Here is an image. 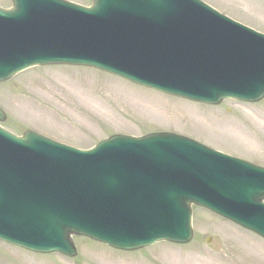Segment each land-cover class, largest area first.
<instances>
[{
	"label": "water",
	"instance_id": "1",
	"mask_svg": "<svg viewBox=\"0 0 264 264\" xmlns=\"http://www.w3.org/2000/svg\"><path fill=\"white\" fill-rule=\"evenodd\" d=\"M25 1L0 8V81L32 65L57 63L94 67L208 103L264 97V35L199 0H185L186 6L93 0L89 8L52 0L80 8L73 10L78 19L60 15L50 26L43 14L47 23L33 19L35 27L16 21L27 11ZM202 147L153 133L115 135L81 153L32 131L15 136L0 127V239L70 256L72 233L122 250L159 240L185 243L191 203L264 237V168Z\"/></svg>",
	"mask_w": 264,
	"mask_h": 264
},
{
	"label": "rangeland",
	"instance_id": "2",
	"mask_svg": "<svg viewBox=\"0 0 264 264\" xmlns=\"http://www.w3.org/2000/svg\"><path fill=\"white\" fill-rule=\"evenodd\" d=\"M83 5L91 0H72ZM221 13L231 16L264 32V2L262 0H205ZM9 8L10 0H0ZM7 97L8 101L4 99ZM154 101L166 106L172 117L168 123H156L145 112L138 113L130 101ZM146 99V100H145ZM8 104L29 109L26 118L10 111ZM0 108L3 125L15 134L25 130L47 136L80 149H88L111 135L140 137L155 132H171L191 137L224 153L264 165V98L257 102L224 99L217 104H197L182 98L164 95L138 87L105 72L65 64L36 65L0 83ZM198 109V118L229 121L219 129L187 126L185 112ZM162 110V108H160ZM262 112L258 119L256 114ZM182 117V118H179ZM179 118L174 121V119ZM238 121H236L235 120ZM248 119V120H247ZM256 119V120H255ZM164 121V120H162ZM189 121V120H188ZM173 122V123H172ZM226 123V122H225ZM228 130L240 136H229ZM192 235L185 244L159 242L148 248L126 252L88 236H72L74 256L60 253L38 254L0 241V264H197L191 255L204 264H264V240L231 222L192 205ZM225 224L224 233L205 230L204 223ZM250 247L249 252L243 246ZM190 255V257L183 256ZM188 260H190L188 262Z\"/></svg>",
	"mask_w": 264,
	"mask_h": 264
},
{
	"label": "bare ground",
	"instance_id": "3",
	"mask_svg": "<svg viewBox=\"0 0 264 264\" xmlns=\"http://www.w3.org/2000/svg\"><path fill=\"white\" fill-rule=\"evenodd\" d=\"M4 99L7 100L8 98L4 96ZM136 99L137 100L130 101V102L136 108L135 110L138 113L144 114L145 112H147V114L149 116H152L150 118L153 119V121L156 122V123L163 124V123L171 122V121L166 120V118L172 117V113H170L169 109H166L165 105H162V104H159V103H155L154 101H152V102L151 101H147L146 99H145L146 101H141L138 98H136ZM8 108L10 109V111H13V109L15 108L14 109V114L17 115L18 117H21V118H26V117H28L31 114V113H29V111H30L29 109H31V108H26V109L20 110L19 107L16 108L15 104L14 105L8 104ZM160 108H162V110H160ZM197 110L198 109H192V110H189V111L184 113V115L187 116V118L189 120V121L187 120V126H189V127L191 126V127H194V128H200L196 124L203 125L200 129H202L204 132H207V130L205 128H208V129H219L224 124H226L231 129L236 127L237 123L234 124L231 119H229L228 123H227V121H221V120L212 122V124H210L207 120H203V122H201L202 120L198 118L199 112ZM262 117H263L262 112L259 111L256 114V118L260 119ZM179 118H182V117H179ZM179 118L174 119L173 122L178 120ZM162 120H164V121H162ZM235 120H236V118H235ZM228 132H229V136L234 138V139L236 138L234 136H240V132L238 130L234 131V132L231 131V130H228ZM203 227H204L205 230H215V231H218V232H221V233H224V232H226L228 230V228L225 227V224L219 223L218 221L213 222V223L212 222L204 223ZM243 242L245 243V246H243V251L249 252L250 251V247L246 245V241L245 240H243ZM183 256L190 257V255H187V254H183L182 257ZM197 257L198 256L191 255V258H192V260H194L195 263L204 264L202 261L197 260ZM185 261H187V259H184L180 263L184 264ZM189 261L190 260H188V262Z\"/></svg>",
	"mask_w": 264,
	"mask_h": 264
}]
</instances>
